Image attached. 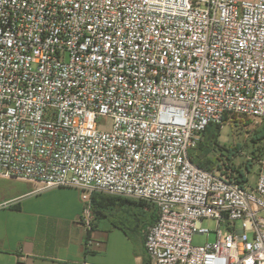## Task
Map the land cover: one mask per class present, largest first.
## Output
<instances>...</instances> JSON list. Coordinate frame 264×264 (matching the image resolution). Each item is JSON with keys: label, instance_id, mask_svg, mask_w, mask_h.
<instances>
[{"label": "built area", "instance_id": "1", "mask_svg": "<svg viewBox=\"0 0 264 264\" xmlns=\"http://www.w3.org/2000/svg\"><path fill=\"white\" fill-rule=\"evenodd\" d=\"M226 116L264 119V0H0V177L79 190L87 231L92 195L150 204L151 264H264V172L188 157Z\"/></svg>", "mask_w": 264, "mask_h": 264}, {"label": "crops", "instance_id": "2", "mask_svg": "<svg viewBox=\"0 0 264 264\" xmlns=\"http://www.w3.org/2000/svg\"><path fill=\"white\" fill-rule=\"evenodd\" d=\"M36 188L0 177V264H151L144 248L157 217L151 205H136L134 221L127 205L104 207L87 231L79 190Z\"/></svg>", "mask_w": 264, "mask_h": 264}, {"label": "rangeland", "instance_id": "3", "mask_svg": "<svg viewBox=\"0 0 264 264\" xmlns=\"http://www.w3.org/2000/svg\"><path fill=\"white\" fill-rule=\"evenodd\" d=\"M102 123H106L104 119ZM219 125L220 132L217 138V147L209 153L208 157L214 164L220 165L222 171H224L225 166H228V168L234 167L243 169L246 162L250 160L252 169L249 173H246V177L248 179L247 182L253 185L259 173L264 172V168L262 167V161L264 160V141L252 144L250 139L254 130H261L264 127V119L258 120L254 118L231 116ZM228 171H230V169L225 172L228 173ZM221 174L224 175V173ZM90 200L92 210L96 217L95 211L99 212L104 207H111L114 205L125 206L129 203H133L139 207H145L147 205L145 204L146 202L130 201L102 194L92 195ZM202 225L211 231L215 228V223L210 220H204ZM236 227L240 228V222L236 223ZM225 234L226 232L223 231V235ZM249 238H251L250 235ZM213 240V233L210 234L209 237L195 236L193 244L199 246Z\"/></svg>", "mask_w": 264, "mask_h": 264}, {"label": "trees", "instance_id": "4", "mask_svg": "<svg viewBox=\"0 0 264 264\" xmlns=\"http://www.w3.org/2000/svg\"><path fill=\"white\" fill-rule=\"evenodd\" d=\"M227 119H228V116L224 118V121H226ZM219 132H220L219 124H210L205 129V131L200 135V139L196 147L189 150L188 157L195 166L205 171H208V172L224 173L225 177L228 178L229 180H234L238 182L240 185H243L248 180L246 177V173H249L252 169L251 168L252 163L250 160L246 162L243 169L234 168V167L228 168V166H225L224 171H222L221 166L214 164V162L208 157L209 153L212 152L215 149V147H217V138H218ZM250 141L252 144H257L261 141H264V127L261 130H254L251 134ZM228 169H230V171H228V173L225 172ZM125 200H129V199H125ZM130 201H134V200H130ZM138 202L145 203L143 201H138ZM145 204H148V203H145ZM126 205L129 207L128 210H125L127 211L125 213L126 218H129L131 221H134V218H133L135 216L134 210L135 211L137 210V208L135 207L136 205L133 203H129ZM94 211H95V208H94ZM95 213L97 215L96 211ZM131 221L129 222L131 223Z\"/></svg>", "mask_w": 264, "mask_h": 264}]
</instances>
